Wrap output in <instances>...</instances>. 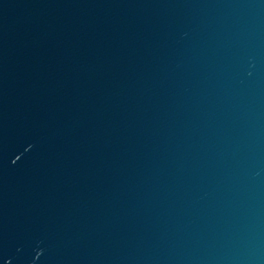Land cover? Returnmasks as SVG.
<instances>
[{
	"label": "water",
	"instance_id": "obj_1",
	"mask_svg": "<svg viewBox=\"0 0 264 264\" xmlns=\"http://www.w3.org/2000/svg\"><path fill=\"white\" fill-rule=\"evenodd\" d=\"M0 264H264V0H0Z\"/></svg>",
	"mask_w": 264,
	"mask_h": 264
}]
</instances>
